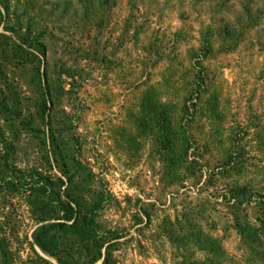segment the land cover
Returning <instances> with one entry per match:
<instances>
[{"label":"rangeland","instance_id":"374dc122","mask_svg":"<svg viewBox=\"0 0 264 264\" xmlns=\"http://www.w3.org/2000/svg\"><path fill=\"white\" fill-rule=\"evenodd\" d=\"M0 264H264V0H0Z\"/></svg>","mask_w":264,"mask_h":264},{"label":"trees","instance_id":"16d2710c","mask_svg":"<svg viewBox=\"0 0 264 264\" xmlns=\"http://www.w3.org/2000/svg\"><path fill=\"white\" fill-rule=\"evenodd\" d=\"M228 37L233 39L235 38V32H233L232 30L230 31V33L228 34ZM206 52H209V49L206 50ZM203 89H204V84L202 83V85H200V88L194 92V97L196 98H192L191 99V108L192 109H196L198 108L199 110V106H198V102L200 100V97L203 93ZM217 102V100L215 101ZM189 108V109H191ZM158 108L155 106V125L158 127L159 129V134L160 136L159 141L157 142L159 144V146L161 148L164 149V152H166V150H170V147H173V151H175V148H178V141L180 140L181 137V131L183 128H179L178 122L181 120L180 118L175 119L174 118V113L172 112V108L171 107H166V106H161L159 108V110H157ZM190 111V112H189ZM189 114H190V124H194L196 123V121L203 116V114L199 113V112H194L191 110H189ZM188 154L189 151L191 152V155L194 156H200L201 157V152L203 151V148L199 147V142H197V139L194 138V136H191V134H189L188 136ZM177 144V145H176ZM175 153V152H174ZM191 156V157H192ZM177 157H179L177 155ZM177 160H174L171 163V168L177 167L178 164H173L174 162L176 163ZM196 164V163H193ZM173 165V166H172Z\"/></svg>","mask_w":264,"mask_h":264}]
</instances>
